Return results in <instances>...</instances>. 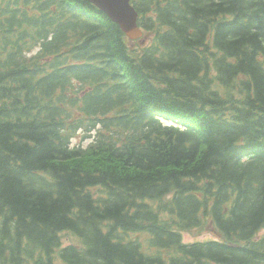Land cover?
Listing matches in <instances>:
<instances>
[{
  "label": "trees",
  "instance_id": "1",
  "mask_svg": "<svg viewBox=\"0 0 264 264\" xmlns=\"http://www.w3.org/2000/svg\"><path fill=\"white\" fill-rule=\"evenodd\" d=\"M133 2L0 0V264H264V0Z\"/></svg>",
  "mask_w": 264,
  "mask_h": 264
},
{
  "label": "water",
  "instance_id": "2",
  "mask_svg": "<svg viewBox=\"0 0 264 264\" xmlns=\"http://www.w3.org/2000/svg\"><path fill=\"white\" fill-rule=\"evenodd\" d=\"M102 9L130 37L141 35L135 23L136 13L128 5V0H89Z\"/></svg>",
  "mask_w": 264,
  "mask_h": 264
},
{
  "label": "rangeland",
  "instance_id": "3",
  "mask_svg": "<svg viewBox=\"0 0 264 264\" xmlns=\"http://www.w3.org/2000/svg\"><path fill=\"white\" fill-rule=\"evenodd\" d=\"M73 142L80 143L82 146H86L89 143L88 138H83V139H73ZM183 235L185 236V239L190 240H203V239H208V238H215L216 235L212 229H199V230H194L193 232H183ZM63 241L65 243L75 241V238L72 237V235L65 233L63 236ZM184 241V240H183ZM187 241V240H186Z\"/></svg>",
  "mask_w": 264,
  "mask_h": 264
},
{
  "label": "bare ground",
  "instance_id": "4",
  "mask_svg": "<svg viewBox=\"0 0 264 264\" xmlns=\"http://www.w3.org/2000/svg\"><path fill=\"white\" fill-rule=\"evenodd\" d=\"M59 39V38H58ZM161 67V66H160ZM219 256V255H218Z\"/></svg>",
  "mask_w": 264,
  "mask_h": 264
}]
</instances>
